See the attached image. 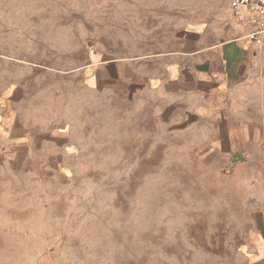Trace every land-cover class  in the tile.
Returning a JSON list of instances; mask_svg holds the SVG:
<instances>
[{
    "label": "rangeland",
    "instance_id": "374dc122",
    "mask_svg": "<svg viewBox=\"0 0 264 264\" xmlns=\"http://www.w3.org/2000/svg\"><path fill=\"white\" fill-rule=\"evenodd\" d=\"M247 31L229 0H0V264H248L264 41Z\"/></svg>",
    "mask_w": 264,
    "mask_h": 264
},
{
    "label": "built area",
    "instance_id": "2783aa9c",
    "mask_svg": "<svg viewBox=\"0 0 264 264\" xmlns=\"http://www.w3.org/2000/svg\"><path fill=\"white\" fill-rule=\"evenodd\" d=\"M229 8L237 22L248 31L243 36L262 45L264 41V0H229Z\"/></svg>",
    "mask_w": 264,
    "mask_h": 264
},
{
    "label": "crops",
    "instance_id": "0c3cea01",
    "mask_svg": "<svg viewBox=\"0 0 264 264\" xmlns=\"http://www.w3.org/2000/svg\"><path fill=\"white\" fill-rule=\"evenodd\" d=\"M242 40V39H241ZM225 42V43H223ZM252 42L248 41V45H250ZM220 45L223 48V52L226 54V52H237L239 55L240 54H245L246 55V50H247V46L246 45H242V43H240V39L239 40H228V41H222L220 43ZM252 45H256L252 43ZM261 46V45H259ZM233 53L227 55V57H224L223 61H229L231 62V57H233ZM208 61H211L210 59ZM212 62V61H211ZM226 63V62H225ZM227 64V63H226ZM228 73V72H227ZM216 77H220V76H226L227 74L224 73H220V74H214ZM207 94L209 92H206ZM248 264H264V233L261 236L260 242L258 244V246L256 248H254L250 254L248 255Z\"/></svg>",
    "mask_w": 264,
    "mask_h": 264
},
{
    "label": "water",
    "instance_id": "95a60500",
    "mask_svg": "<svg viewBox=\"0 0 264 264\" xmlns=\"http://www.w3.org/2000/svg\"><path fill=\"white\" fill-rule=\"evenodd\" d=\"M237 156V155H236ZM239 158H242L241 156L238 155ZM232 160H235V159H232Z\"/></svg>",
    "mask_w": 264,
    "mask_h": 264
}]
</instances>
